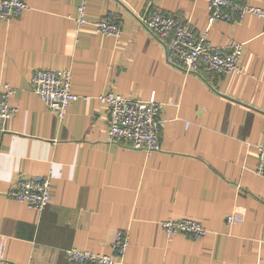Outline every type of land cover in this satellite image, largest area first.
Masks as SVG:
<instances>
[{"label": "crops", "instance_id": "0c3cea01", "mask_svg": "<svg viewBox=\"0 0 264 264\" xmlns=\"http://www.w3.org/2000/svg\"><path fill=\"white\" fill-rule=\"evenodd\" d=\"M264 10V0H233ZM0 20V84L14 88L13 116L1 124L0 264H66V250L111 254L128 236L118 264H264V178L255 173L264 136V20L207 24L205 0H26ZM157 10L204 33L212 47L242 44L241 72L204 78L165 61L138 16ZM112 12L119 38L93 23ZM70 70L79 96L61 120L30 90L35 70ZM114 92L161 105L160 150L107 143L97 96ZM83 96L87 97L83 99ZM19 175L48 176L42 211L9 199ZM227 218H231L228 221ZM190 219L207 234L166 235L163 220Z\"/></svg>", "mask_w": 264, "mask_h": 264}, {"label": "built area", "instance_id": "2783aa9c", "mask_svg": "<svg viewBox=\"0 0 264 264\" xmlns=\"http://www.w3.org/2000/svg\"><path fill=\"white\" fill-rule=\"evenodd\" d=\"M87 0H79L77 6V26L88 23L85 17ZM195 1V0H190ZM207 4V24L215 21L235 23L246 15L264 20V10L233 0H205ZM28 9L26 0H0V20L8 21L20 16ZM141 26L163 48L165 61L185 74L204 78L206 74L224 76L241 72L240 60L243 46L234 43L229 49L215 48L207 43L204 33L197 34L187 22L163 14L157 10H145L138 16ZM93 25L102 35L119 38L122 35V22L112 12H107ZM30 90L34 92L45 107L64 118L68 106L79 96L71 90V71L35 70L28 78ZM14 88L7 83L0 84V138L1 124L13 116L16 108L10 105ZM87 97L83 96V99ZM107 114L105 141L124 148L141 150L148 154L160 150V130L165 121L160 118L161 105L152 94L147 101L126 98L114 92L97 96ZM258 161L255 173L264 178V136L256 147ZM6 196L25 204L35 211H42L51 197V181L48 176L19 175ZM228 221L231 218H227ZM166 235L182 234L199 239L207 234L206 228L190 219L163 220L160 224ZM128 236L118 230L111 243V254H94L86 250L72 248L66 250V264H118L125 254Z\"/></svg>", "mask_w": 264, "mask_h": 264}]
</instances>
